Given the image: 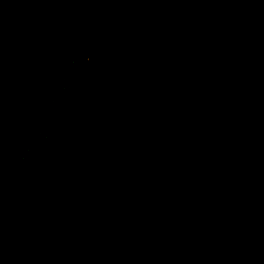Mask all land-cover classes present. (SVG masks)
Returning <instances> with one entry per match:
<instances>
[{
    "label": "trees",
    "instance_id": "16d2710c",
    "mask_svg": "<svg viewBox=\"0 0 264 264\" xmlns=\"http://www.w3.org/2000/svg\"><path fill=\"white\" fill-rule=\"evenodd\" d=\"M0 264H264V0H0Z\"/></svg>",
    "mask_w": 264,
    "mask_h": 264
}]
</instances>
